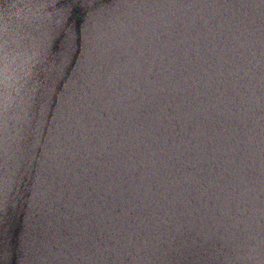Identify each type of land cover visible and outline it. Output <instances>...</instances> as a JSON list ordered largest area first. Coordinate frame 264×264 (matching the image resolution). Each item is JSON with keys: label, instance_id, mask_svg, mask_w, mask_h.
<instances>
[{"label": "water", "instance_id": "1", "mask_svg": "<svg viewBox=\"0 0 264 264\" xmlns=\"http://www.w3.org/2000/svg\"><path fill=\"white\" fill-rule=\"evenodd\" d=\"M0 264H264V0H0Z\"/></svg>", "mask_w": 264, "mask_h": 264}]
</instances>
